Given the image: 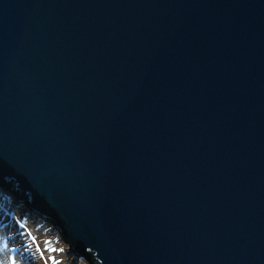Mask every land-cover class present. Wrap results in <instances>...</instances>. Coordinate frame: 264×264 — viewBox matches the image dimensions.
Returning <instances> with one entry per match:
<instances>
[{"label":"water","instance_id":"water-1","mask_svg":"<svg viewBox=\"0 0 264 264\" xmlns=\"http://www.w3.org/2000/svg\"><path fill=\"white\" fill-rule=\"evenodd\" d=\"M0 187L88 264H264V0H0Z\"/></svg>","mask_w":264,"mask_h":264},{"label":"rangeland","instance_id":"rangeland-1","mask_svg":"<svg viewBox=\"0 0 264 264\" xmlns=\"http://www.w3.org/2000/svg\"><path fill=\"white\" fill-rule=\"evenodd\" d=\"M0 264H88L69 254L64 242L48 221L22 213L12 196L0 190Z\"/></svg>","mask_w":264,"mask_h":264},{"label":"bare ground","instance_id":"bare-ground-1","mask_svg":"<svg viewBox=\"0 0 264 264\" xmlns=\"http://www.w3.org/2000/svg\"><path fill=\"white\" fill-rule=\"evenodd\" d=\"M4 192H7L8 193V191L10 192V190L8 189V188H5V187H0ZM0 208H6V207H4V206H0Z\"/></svg>","mask_w":264,"mask_h":264},{"label":"trees","instance_id":"trees-1","mask_svg":"<svg viewBox=\"0 0 264 264\" xmlns=\"http://www.w3.org/2000/svg\"><path fill=\"white\" fill-rule=\"evenodd\" d=\"M21 208V207H20Z\"/></svg>","mask_w":264,"mask_h":264}]
</instances>
